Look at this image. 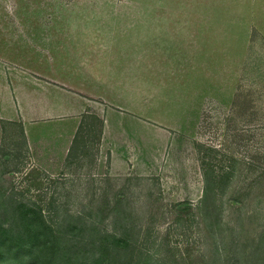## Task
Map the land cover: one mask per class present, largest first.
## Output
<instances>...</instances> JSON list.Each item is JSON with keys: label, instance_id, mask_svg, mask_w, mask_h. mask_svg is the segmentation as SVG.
<instances>
[{"label": "rangeland", "instance_id": "1", "mask_svg": "<svg viewBox=\"0 0 264 264\" xmlns=\"http://www.w3.org/2000/svg\"><path fill=\"white\" fill-rule=\"evenodd\" d=\"M26 1L56 31L96 35L90 92L126 107L153 99L160 113L178 84L195 136L154 173H114L88 114L49 174L5 126L0 264H264V0ZM52 236L61 248L45 260Z\"/></svg>", "mask_w": 264, "mask_h": 264}, {"label": "crops", "instance_id": "2", "mask_svg": "<svg viewBox=\"0 0 264 264\" xmlns=\"http://www.w3.org/2000/svg\"><path fill=\"white\" fill-rule=\"evenodd\" d=\"M27 6L31 4L26 0H0V135L5 126L12 127L34 162L54 174L67 166L79 126L94 114L100 118L99 149L107 153L110 172L148 175L173 164L183 153L185 139L195 136L183 120L188 98L181 86L172 87L160 113L153 99L145 100L144 108L130 99L126 107L90 92L85 85L97 78L87 72L90 61L85 56L91 47L88 39L96 35L70 25L56 31L52 16L27 12ZM226 31L227 45L232 46L234 31Z\"/></svg>", "mask_w": 264, "mask_h": 264}, {"label": "trees", "instance_id": "3", "mask_svg": "<svg viewBox=\"0 0 264 264\" xmlns=\"http://www.w3.org/2000/svg\"><path fill=\"white\" fill-rule=\"evenodd\" d=\"M84 124V123H83ZM82 123H81V125L79 126V130H77V133L75 134V137H74V139H73V144L75 143V140L77 139V136H78V132L80 131V129H81V127H82V125H83ZM73 144L71 145V148L73 147ZM71 148H69V151L71 150ZM15 238H19V236H16ZM56 243H57V240L54 238V236H52V238H51V242L49 243V244H46L45 245V247H44V252H45V254L43 255V257L45 256V260L46 259H49L50 257H55L57 254H59V250H60V248L61 247H56L57 245H56ZM1 243H0V248H1ZM17 248L15 249V251H14V253H17ZM4 254V252L2 251V250H0V255H3ZM98 262H96L95 264H97Z\"/></svg>", "mask_w": 264, "mask_h": 264}]
</instances>
